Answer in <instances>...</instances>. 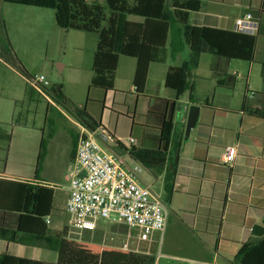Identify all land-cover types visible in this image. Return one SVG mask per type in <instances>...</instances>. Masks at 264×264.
I'll use <instances>...</instances> for the list:
<instances>
[{"label": "crops", "instance_id": "crops-1", "mask_svg": "<svg viewBox=\"0 0 264 264\" xmlns=\"http://www.w3.org/2000/svg\"><path fill=\"white\" fill-rule=\"evenodd\" d=\"M198 1L201 3L200 9L190 12L189 16V23L193 27V35L190 45L175 57H172L170 52H168L167 60L163 63L153 62L149 65L143 96H138L136 94L134 85V75L137 64L136 59L133 61V58L121 56L115 77L114 90L107 92L104 91L103 105L99 118L94 115V112L87 110L95 120L101 121V127L105 131L113 135L116 141H119L128 149L129 146L126 144L127 138L130 136H133L136 139L137 147L156 148L160 146L161 128L164 120L167 119L166 113L163 112V101H173L176 96L174 91L165 86L167 71L170 67L181 66L189 59L190 55L198 46L203 27L234 31V21L238 17L248 13V10H258L261 11L259 15L261 25L257 36V43L259 38L264 39V0ZM234 1L236 2L232 3ZM11 44L13 45V50L16 51L17 48L13 43ZM80 50L82 51L81 48ZM93 51L94 52L91 50L92 61L96 49ZM236 61L239 60H231L212 54H203L201 56L198 68L193 73L194 75L192 79L195 84L194 95L196 102L193 104L191 103V106L197 105L200 107L198 121L188 135L185 132L186 135L184 138L183 135H179V131L175 128L174 114V131L169 144V149H173V146L176 143H180V158L176 175L174 177L173 193L179 192V187H184L185 190H183V193L185 195L195 196L198 199L203 197L204 182H209V179L200 178L202 170L206 171L205 166L210 162L224 164L222 155L225 148L229 146L236 147V158L232 167L229 168V175H225V178L228 177V189L224 201L223 213L225 217L224 221L227 220V215L229 213L233 217L234 215L228 208L230 205H235L236 207L241 208V210H244V220L241 224H236L237 220L228 222V224L237 225L236 229L240 230V233L237 236L235 233L231 235L229 231H227V234L230 236H224L222 234L224 222L222 223L218 245L221 250L225 247V251L222 252V256H220V254L215 255L214 260L216 261L220 256L225 264H232L231 261H233L243 243L256 242L260 238L253 235L252 230L254 226L259 225L264 227V119L250 116L242 111L244 102L249 108L264 111V90L259 99H248L245 96L240 109L232 104L231 98L233 97V94H220V99L216 98L218 94L217 90L219 88L224 89V87H234L237 82L236 78L241 76L236 70ZM0 64L7 68L21 82L15 84L10 79L7 84H0V126L3 130L9 131L11 134L9 142H7L3 135H0V228L15 229L19 214L13 212V209H15L14 194L18 189V184L26 183L52 188L50 182L55 180L56 176L50 169H47L48 165L52 166V162L47 163L49 160L48 147L42 170L38 176H35L39 148L42 138L45 136L42 128L30 126L28 123L29 114L33 111V106L40 102L38 95L29 98L27 95V87L29 85L26 82L25 77L17 70L10 68L3 60H0ZM23 65L25 70L29 71L28 66L25 64ZM65 67L66 65L62 66V68ZM74 67L77 69L80 68L79 65H75ZM249 69L251 70V66ZM121 72L126 73L128 83L127 90H119L118 88L120 79L119 75H122ZM6 74V71L0 68V78L6 76ZM231 78H234L233 86L229 83ZM262 86L264 87V83H262ZM129 95L134 97L135 106L133 111L127 106V98ZM184 95H187L188 97V93ZM65 96L72 102L68 95L65 94ZM140 100H148V103H144L142 109H138ZM22 104L24 106L23 112H25L26 116L23 117V120L20 123H15V120L19 115V106ZM116 106L122 107L126 109V111L119 110V113H121L119 114L116 112ZM78 107L83 106L79 105ZM51 112H57L60 116H63L68 120L73 117L68 118L64 113V109H62L59 104H55L52 100H50V103L46 104L45 121L48 120V115H50ZM114 113H118L119 118H124L129 122V130L127 134H118L117 126L110 128V124L108 125L105 121L108 116H111ZM125 114L128 116L132 115L133 118L132 116L126 117L124 116ZM187 119L188 115L182 119L181 124H186L187 126ZM70 122H74L78 125V127L81 128V131L80 133L71 135V151L69 154V163H67V168H69V170L68 175L65 176V179L68 180L69 183V172L74 160V157H71L73 136L80 137L84 130H88L86 127L78 123L74 117ZM138 127H140V130L137 129ZM54 139V136H52L49 142H52ZM113 146L115 147L116 145L113 144ZM203 163L205 166L201 167L200 164ZM53 165H56V162H54ZM170 167L171 163L169 160L165 165L163 172L159 174V180L162 182L163 194H165V176L170 170ZM216 179L211 180L210 182H218ZM195 181H198L199 185L194 189L192 188V183ZM52 189L54 191V210L56 193L54 188ZM63 193L64 194L61 197V208L59 209L63 214H66L68 186ZM53 210L51 215L47 218V223L49 224L52 233H60L59 224L63 221L60 217L62 214L58 212L56 215L53 213ZM235 216L238 217L240 215L237 214ZM201 233L209 234V232L203 230ZM21 236L22 234H18L17 237L20 238V240L25 239V237ZM26 239L28 240L29 238L27 237ZM203 243L206 246L208 245V242L206 241H203ZM5 254L33 259L44 262L45 264H57L59 257L58 252L47 248L42 243H17L10 240L0 239V257ZM214 264L217 263L215 262Z\"/></svg>", "mask_w": 264, "mask_h": 264}, {"label": "rangeland", "instance_id": "rangeland-1", "mask_svg": "<svg viewBox=\"0 0 264 264\" xmlns=\"http://www.w3.org/2000/svg\"><path fill=\"white\" fill-rule=\"evenodd\" d=\"M128 1L130 3L134 2V0ZM86 2L88 4L100 3L108 12L109 8L106 0H86ZM0 19L5 26L8 39L18 50H14V53L19 64L23 68V64L28 66L29 71H26V73L32 77L44 75L51 83L48 89L53 85L62 84L64 93L70 97L74 105L86 106L88 111L94 112V115L99 118L105 92L102 89L90 86L93 74L91 50L94 52L93 50L96 49L98 35L60 28L56 23L55 11L52 9L11 4L2 2V0H0ZM132 60L135 61L134 58ZM263 62L264 39L259 38L254 62L236 61V70L241 76L236 78L237 82L234 87L219 88L216 98L220 99V94H233L232 104L239 109L245 96L248 99L261 98V93L264 90L262 86V83H264ZM7 65L19 71L17 67L11 64L7 63ZM65 65L66 67L62 68ZM75 65H79L80 68L77 69L74 67ZM250 66L251 70L249 69ZM0 68L7 73L6 76L0 78L1 85L7 84L10 79L15 84L21 83L3 65L0 64ZM121 73L118 88L119 90H127L126 73ZM49 98L52 100L51 97ZM38 99L40 102L33 106V111L29 114L28 124L44 130L49 149L47 163L52 162V166L48 165L47 169H50L56 176V179L50 182L56 193L53 213L56 215L58 212L61 213L60 217L63 219L62 223L59 224V231L61 233L63 228L66 227L68 239L75 241L82 248L92 252L93 255L99 256V258H92L91 260H80L76 264H150L152 258H155L157 264H214L215 262L225 264L222 257H220L223 255L222 252L225 251V247L221 250L218 245L222 223L224 222L222 233L224 236H230L227 231L231 235L235 233L237 236L240 233V230L236 229L237 225L228 224V222L237 220L236 224H241L244 220V210L235 205H230L228 209L234 216L232 217L229 213L227 220L224 221L223 206L228 189V177L225 178V175H229L230 166L216 162H210L207 166L204 163L200 164L201 167H206V171L202 170L200 173V178L209 179V182H204L203 197H200V199L185 195L183 193L184 187H179V192H174L169 198L166 193L163 194L162 192V182L159 180V174L144 168L142 177L148 180L151 188L162 196L169 210L165 232L154 234L149 241H141L138 231L130 229L125 224L118 223L119 218L115 214L111 216V219H115L116 223L109 220H100L95 231L87 232L72 229L67 225L66 214H63L59 208H61L63 192L69 186V181L65 179V176L68 175L69 170L67 163H69L71 151V135L80 133L81 128L74 122H70L73 117L62 106L60 107L64 109L65 115L68 118L72 117L70 120L60 116L57 112H51L48 115V120L45 121L46 104L50 101L40 94ZM127 99V106L133 111L135 106L134 97L129 95ZM144 103L147 104L148 100H140L138 109H142ZM190 106L191 103L187 95L178 100L176 105L175 128L179 131V135H183L184 138L186 124L181 123L182 119L188 115ZM115 108L118 113L119 110L126 111V109L119 106ZM23 110L24 106L22 104L19 106V115L15 123H20L23 117L26 116ZM118 113L108 116L105 121L108 125L110 124V128L117 126L118 134H127L129 122L124 118H119ZM124 116L127 117L128 115L125 114ZM137 129L140 130V127ZM52 136L55 139L49 142ZM103 146L105 148V145ZM108 146L123 155L128 161L130 160L127 153L123 154L121 150L115 149L113 144L110 143ZM54 162H56V165H53ZM214 179L218 182H210ZM198 185L199 182L195 181L192 183V188L195 189ZM237 214L240 216H235ZM202 230L209 232V234L201 233ZM203 241L208 242V245L206 246ZM217 254H220V256L215 261L214 257Z\"/></svg>", "mask_w": 264, "mask_h": 264}, {"label": "trees", "instance_id": "trees-1", "mask_svg": "<svg viewBox=\"0 0 264 264\" xmlns=\"http://www.w3.org/2000/svg\"><path fill=\"white\" fill-rule=\"evenodd\" d=\"M11 4L47 8L55 11L57 25L64 30H77L98 35V43L93 59V76L91 87L113 91L115 77L121 56L134 58L137 61L134 85L136 94L143 96L149 65L153 62L163 63L168 52L172 57L181 53L190 45L193 27L189 23L190 12L201 7L198 0H106L107 9L100 3L88 4L86 0H2ZM260 18L261 11L248 10ZM257 35H248L236 31L203 27L196 50L181 66L170 67L166 74V88L175 92V100H164V111L167 119L161 128L160 146L143 148L132 145L126 148L116 141L115 149L128 154L146 170L161 174L170 160L171 167L165 176V193L171 198L174 188V177L179 164L180 143L173 149L169 144L174 131V114L177 101L188 93L190 103H195V84L193 73L198 68L203 54H212L231 60L254 62ZM0 59L19 69L25 78L32 76L19 64L12 44L6 35L0 19ZM264 64V62H263ZM18 71V72H19ZM234 85V78L229 81ZM63 85H53L48 89V96L72 114L74 119L89 131L94 132L101 127V121L95 120L86 106L74 105L63 92ZM27 95L32 98L39 95L30 86ZM103 105V102H102ZM242 111L250 116L263 118L264 111L252 109L244 102ZM0 135L7 142L11 134L0 126ZM79 137V136H78ZM77 136H73L71 157H75L78 144ZM47 154V141L43 137L35 169V176L42 170ZM171 195V196H170ZM54 191L52 188L19 183L14 194L15 209L19 214L15 229L0 228V239L12 242L42 243L47 248L58 252L57 264H76L80 260L99 258L89 250L82 248L75 241L67 238V228L61 233H52L47 218L53 210ZM264 224V220H263ZM18 234L25 239L20 240ZM29 238L28 240L26 238ZM27 240V241H26ZM155 263L152 258L150 264ZM232 264H264V236L256 242H245L241 245ZM0 264H45L44 262L5 254L0 257Z\"/></svg>", "mask_w": 264, "mask_h": 264}, {"label": "built area", "instance_id": "built-area-1", "mask_svg": "<svg viewBox=\"0 0 264 264\" xmlns=\"http://www.w3.org/2000/svg\"><path fill=\"white\" fill-rule=\"evenodd\" d=\"M260 25V19L248 12L234 21V31L257 35ZM25 80L50 101L48 88L51 83L44 75ZM110 143L116 145L113 135L103 128L94 132L84 130L80 135L69 172L67 225L75 230L92 232L98 228L100 220L116 223L111 219L115 214L119 218L118 223L138 231L141 241H149L154 234L165 232L168 207L162 196L142 177L144 167L131 157L128 161L110 149ZM136 144L135 138H127V146ZM236 155V147L225 148L222 155L224 164L232 167Z\"/></svg>", "mask_w": 264, "mask_h": 264}, {"label": "water", "instance_id": "water-1", "mask_svg": "<svg viewBox=\"0 0 264 264\" xmlns=\"http://www.w3.org/2000/svg\"><path fill=\"white\" fill-rule=\"evenodd\" d=\"M200 107L197 105H192L188 111V119H187V126H186V133L187 135L190 133L191 129H193L198 121ZM253 235L257 237L264 236V227L256 225L252 230Z\"/></svg>", "mask_w": 264, "mask_h": 264}]
</instances>
